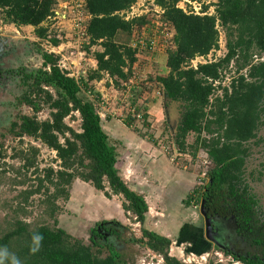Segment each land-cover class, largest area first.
<instances>
[{"label":"trees","instance_id":"16d2710c","mask_svg":"<svg viewBox=\"0 0 264 264\" xmlns=\"http://www.w3.org/2000/svg\"><path fill=\"white\" fill-rule=\"evenodd\" d=\"M136 1H84L89 17L85 25L88 46L102 48L94 54L97 68L88 70L86 79L76 82L58 67L60 57L44 50V68L34 78L33 94L25 98L34 115L19 117L12 123L11 134L21 142L26 138L40 142L56 153L58 170L47 169L39 180L41 188L48 183L54 189L52 200H68L73 183L83 181L109 200L119 198L125 214L143 227L141 237L126 236L128 229L119 222L101 221L91 230L87 243L57 227L58 208L52 205L45 211L54 222L51 226L33 228L22 220L9 225L0 236V264H134L135 244L160 256L164 264H185L172 256L170 238L144 229L149 212L145 196L121 176L117 169L120 144L109 136L95 103L82 94L83 90L91 93L92 83L105 76L117 89L133 78L139 53L128 41L136 28L146 26L147 17L126 21L121 13ZM152 1L163 11V33L165 27L173 31L166 61L169 72L156 80L162 89L165 116L173 118L175 111L178 114L171 140L182 154L187 149V137L195 135L194 146L190 147L193 156L201 151L209 162L208 182L200 195L198 189L190 195L188 204L197 196L208 216L232 217L241 231H248L256 202L242 182L248 153L245 145L257 137L264 113V0H217L204 5L200 14L191 8L188 12L179 8V0ZM211 6L215 8L213 14L208 13ZM56 7V0H0V27H33L42 43L57 47L64 36L53 33L47 25L56 17ZM219 28L226 37L225 57L194 67L195 60L207 58L218 49ZM120 35L124 37L122 42L118 41ZM230 67L239 76L230 86L222 87L223 74ZM132 107L142 114V122L129 109L126 124L156 145L145 105L137 101ZM43 110H48L49 117L41 121L38 114ZM68 118L79 122L77 130L66 121ZM4 158L0 149V160ZM26 161L25 166L31 164ZM39 193L28 192L26 200ZM203 229L191 224L181 228L178 244L186 247L187 254L201 256L210 249ZM254 242L264 254V232ZM230 255L241 264H264V256Z\"/></svg>","mask_w":264,"mask_h":264},{"label":"rangeland","instance_id":"374dc122","mask_svg":"<svg viewBox=\"0 0 264 264\" xmlns=\"http://www.w3.org/2000/svg\"><path fill=\"white\" fill-rule=\"evenodd\" d=\"M210 2L214 4L217 2V0H210L206 3L200 0L197 2L193 0H179L178 7L185 10L186 12H188L191 8L195 13V8L197 10L199 7L202 9L204 5H208ZM141 3H143L144 7L147 8L144 16L147 17L146 25L147 28H149V30L141 31L142 27H138L135 29L137 32L134 33L136 42L135 44L140 46L139 53L141 54L140 59L142 61L140 67L142 69L141 72H135V75H133V78L135 77L134 79H130L132 80L133 84H131L129 87H133L132 91L128 92V88L125 86H121V88H119L122 92H128V94L122 96L120 104L122 103L121 105H123L127 103V105H129V109L132 107V103H137L140 98L139 93L144 92L143 89H147L145 93L153 94L155 96L156 101L152 98H149L151 102H157L158 104H161L159 107H162V95L158 93L157 90L159 88L156 85V80L159 78V75H161L162 72L160 69H155V67L164 66L165 62L163 59H161L162 57H157L154 54L157 52L159 53L157 55L162 56L164 54V56H166L168 49L172 47L171 33L173 31L171 28L165 27L164 34L162 33L163 31H158V29L163 27V23L161 22V14L163 13L162 9L156 6L153 1L141 0ZM61 6H63V4H61ZM211 7L212 8L209 9L208 13L213 14L215 8L213 6ZM57 11L61 10L57 8ZM58 14V17L61 19L65 18L61 16L63 12ZM72 17L67 19V21H70V27L67 25L64 26L65 22L62 23L61 21H59L62 23L61 25L58 23L54 24L56 30H62V36H64L63 41L69 39L70 34H72ZM219 30L221 33L218 49L211 52L207 58L195 60L193 62V66L207 62H214L225 57L227 53L226 37L223 30L221 28H219ZM32 34L33 33L30 29L20 31V37L22 38L31 39ZM123 40L124 37L120 35L118 41L122 42ZM130 41H128L129 45H131ZM149 42L153 44L152 50L156 49V52L152 50H144L146 49V46L149 44ZM74 43L75 40L70 42L69 45L65 46V54L70 56V60L72 59L71 69L74 72H78L82 69L86 71L87 74V71L91 68L94 54L96 52L102 51V48L98 45L89 47V44L85 42L83 50L86 51V58L84 62H81V57L76 54V50H73L77 47V45H74ZM30 47V44H25L24 51H28L30 53L32 50ZM39 49L41 48L39 47ZM24 51L22 52L23 55ZM28 56L31 57V55ZM262 59V61H264V56ZM155 60H158V62L156 63ZM238 76L239 75L232 67H230L228 70H225L223 74L222 87L230 86V84L233 82V79H236ZM94 84L95 82L92 83L93 88L91 93H86L83 90L82 94L85 95L88 100L95 103V106L97 107L104 124L108 127L111 126L112 117L118 122L117 124L119 127L126 125L128 114L115 116L116 114L113 110H115L116 104L114 105V109H111V99L113 101V98L111 97H113V90H111V84L108 82V79L101 83V87L100 85ZM133 89L135 90L133 91ZM100 91H103L102 93H104L106 98L102 100L98 99L97 94L101 93ZM219 94H221L220 91L217 95ZM6 97L7 96L4 95L3 98L0 99V116L1 119H3V124L1 125H4L0 126V130L5 129V131L8 129L9 124L13 123L14 120H17L16 116L19 114V112L20 114H25V116L34 115L33 111L29 108L26 109L25 107L19 111L14 106V102H12L13 104L11 103L12 106L9 105L10 103H7L8 101L6 100ZM119 98H121V96L118 97V99ZM176 113V111L173 112V118L170 117L168 120H166L168 125L163 123V126L160 125L156 133L152 135L154 137L157 136L155 139H158L160 143L166 142L167 146L163 148L162 151L167 156L170 164L180 174V176H182V178L185 177L183 179H185L190 186L194 183V186L199 190L200 195L202 188L208 182L209 167L205 168L203 165L207 160L201 155V151L196 152V155L193 156L192 153L194 152V149L190 147L194 146L196 136H193L192 134L187 137V149L185 152L178 154L175 143L173 140H171L173 128L178 126V114ZM48 117V110H43L40 112V114H38V118L41 121L48 119ZM75 117L77 118L78 114H75ZM165 117L166 116L163 111L162 118H164V121ZM69 120L70 119L68 118L66 121H68L70 125L77 130L79 128V122L76 120ZM106 130L111 137V129L106 128ZM130 132L136 137L140 136L137 131L130 130ZM6 134L7 132H4L0 135V149L5 155V158L0 160V236L5 231H7L9 225H13L16 220H22L25 223L30 224L33 228L38 225H53V220L50 219L45 211L49 206L55 205L58 208L56 215L58 221L57 227L63 229L76 239H80L89 243L91 230L97 225V223L111 220H115L116 222L121 223L124 227H127L128 232L126 236L128 235L130 238L135 237L137 239L141 237V229L143 227L129 218V215L125 214L122 209V202L119 198L114 197L113 199L109 200L104 196L103 192L95 190L90 184H86L83 181L76 180L73 183V186L70 189V196L68 200H52L54 189H51V186H49L48 183L43 185L41 188L39 186V180L44 178L47 169L52 168L54 170H58L59 162L57 161L56 153L43 146L40 142L27 138L21 142L12 135L4 137ZM245 146L248 148V153L245 161L242 183L243 186H246L249 196H252L256 202V206L253 210L254 213L252 214V227L250 230L243 231V234H240L238 233L237 229L238 224L234 218H227L224 220V223L226 225L227 235L230 236L228 241L235 249V252L243 256L248 255L250 257L263 258V251L260 247L255 245L254 240L257 239L258 235L264 232V113L262 114L260 126L258 127L257 137L251 140ZM26 159L31 163L28 166H25V162H27ZM205 172L206 176L203 177L202 173ZM125 179H127V177H125ZM127 180L131 182L130 184L132 185L130 186L133 190H138L139 182L136 180L132 182L133 180L131 179ZM188 189L189 188H187L186 193L183 190H180L178 196L179 200L175 203L163 204L165 201L163 203L161 202L162 204L160 203V205L154 203L152 205L154 216H147L144 229L169 236L170 239L174 240L173 236L175 231H177V229H179L184 223L199 224L200 227H203L204 219L200 212V198L195 196V199L197 198V202L194 199L188 204V198L190 195H192L190 193L194 188L192 190ZM36 190H39L40 193L31 195L28 200H26L28 192H33ZM167 208L169 210L168 212H166ZM175 221L179 223L176 227L174 226ZM116 241L117 239L111 243ZM126 247L127 246L125 245L123 249ZM132 249V251L136 253V255H134L132 258V260H134V264H140L139 261L142 260H145L143 264H164L160 262L161 259L157 255L151 253L145 247H140L139 245L135 244ZM186 250V248H182L176 254L175 251L172 253H174V257H176L175 255L180 256L176 258L181 259L182 261L183 255L181 252L185 253ZM203 254H206L204 255L205 257H203ZM203 254H201V256L196 255V262L193 264L239 263L234 259L233 256L230 255L231 253L227 255L222 250L215 248L212 244L210 249L206 252H203ZM201 258H205L206 260L204 261Z\"/></svg>","mask_w":264,"mask_h":264},{"label":"crops","instance_id":"0c3cea01","mask_svg":"<svg viewBox=\"0 0 264 264\" xmlns=\"http://www.w3.org/2000/svg\"><path fill=\"white\" fill-rule=\"evenodd\" d=\"M56 1L58 4L56 7V11H55V12H57L56 14L61 13V11H57V8H59L60 10H62V12L64 14V15L61 14V16L65 17L64 19H61L59 17V20H61L62 23L65 22L64 26L65 25L69 26L70 21H67V19L70 18L68 15L70 13V7L66 5L67 4L66 0H56ZM82 1L84 3L85 0H82ZM61 4H63V6H61ZM124 13L125 12H122L121 16H123ZM88 18L89 17H87V14H86L85 15V25L87 24ZM130 20H133V19H130ZM130 20H126V21H130ZM61 22L50 21L47 25L50 26V30L52 32H55L56 27H54V24L58 23L61 25L62 24ZM60 25H59V27H60ZM144 27H142V28H144ZM142 28H141V30H142ZM28 29H30L33 33L31 36V39L20 37V31L21 30L24 31V30H28ZM161 29L162 28L158 29V31L162 32ZM148 30H149V28H148ZM135 32H137V30H134V32H133V36H132V39L130 41L131 42L130 47H132L133 49H137L138 53H139L140 46L135 44L136 43L135 42V34H134ZM0 35L2 37H9V36L13 35V38L18 40L19 42L23 43L24 46H25V44H30V46L33 45L34 47L39 48L41 46L44 47V45H45L44 42L42 43L41 40H39L37 37H35L33 27L16 28L14 26L2 25L0 27ZM133 38H134V42H133ZM152 45L153 44L151 42H149V44L146 46V49H144V50H147V51L150 50L151 51L153 48ZM155 50L156 49H153L152 51L156 52ZM17 52H21V51L18 50ZM99 52H101V51H99ZM157 54H159V53L156 52L154 55H156L157 57H162L161 59H163L165 63H164V66H160V67L156 66L155 69L161 70L162 73H161V75H159V77H165V76H167V74L169 72L168 68L166 66L167 55L164 56V54H163L162 56H160ZM24 55H26V54L24 53ZM140 55L141 54L139 53L138 54V61L136 62V64L133 67V74L134 75H135L136 71L141 72V69H142L140 67L141 62H142L140 59L141 58ZM93 59H94V57H93ZM93 59H92V65H91L90 69H96L97 68ZM155 62L157 63L158 60L157 61L155 60ZM106 78L108 79V82L111 84V90H113V92H112L113 97H111V98H113V101L111 99V105H112L111 109H114V105L116 104L115 105L116 111L113 110L116 114L115 116L127 115L128 110H129V105H127V103L121 105L122 103L120 104V102H121L122 96H124L125 94H128V92L132 91L133 87H129V86H131V84H133L132 80H130L129 83L124 85L125 87L128 88V92L124 91V90H123L124 92H122L121 89H117L114 86L112 80L108 76H105V78L103 80H101L100 82H95L94 85H100V87H101L102 86L101 83L105 82L107 80ZM135 83H136V81H135ZM128 84H130V85H128ZM156 85H157V87H159V89L157 90L158 93L160 95H162L161 86L157 82H156ZM107 86H110V85H107ZM134 90L135 89H133V91ZM146 90H145V92H146ZM100 92L101 93L97 94L99 99L102 100V99L106 98L104 93H102L103 91H100ZM145 92L139 93L140 98L138 100V104L143 103L146 107V112L149 115L151 123H152L151 124L152 126H150V130H149V131H151L150 135H152V134L156 133V131L158 130V127L160 125L163 126L162 125L163 123H166V124L168 123V122H166V120H168V117H165V121H164V118H162V114L164 111L163 105H162V107H159L161 104H158L157 102L156 103L151 102V100H149V98H152L156 101L155 96L153 94H148ZM120 96H121V98L118 99V97H120ZM162 99H163V96H162ZM114 119L115 118L111 117V126H109V127L106 126V127L108 129H111V138L120 144V155H121V157H120V160L117 164V169L120 172V174L122 175L123 179L126 182H128L129 184L131 182L127 179L133 180L132 182H134L135 180L137 182H139L138 183V186H139L138 191L145 196V200L149 206V212H148L149 216H154L153 215V209H152V205L154 203H156L157 205H160V203L161 202L163 203L164 201L166 203L164 202L163 204L175 203L179 200L178 196H179L180 190H183L185 193L187 192V188H189L191 190L194 188L193 189L194 191L197 190L196 187L194 186V183L191 184V186H190L189 183L185 179H183L185 177L182 178V176H180V174L170 164L167 156L162 151V149L167 146L166 142L160 143V141H158V139H155L157 137V136H155L153 138L155 141H157V143H156V145L153 143L151 144L149 141H147L148 140L147 138L144 139L141 136L136 137L135 135H133V133L130 132V130H133V128L131 126H128L126 124V125L119 127V125L117 124L118 122ZM164 131H165V129H164ZM125 177H127V179H125ZM185 184L187 185V187ZM134 190H136V189H134ZM193 190L190 194H192L194 192ZM168 211L169 210L167 208L166 212H168ZM111 221H115V220H111ZM177 224H179V223H177L175 221L174 226L176 227ZM190 224L195 225V226H200L199 224H194V223H186V224L184 223L183 225H181V227L179 229H177V231H175L174 236H173L174 240L171 239L172 244H173V251H175V254L177 252H179L181 250V248H183V247L185 248L184 245L178 244L179 243L178 238H179L181 228L186 227V226H190ZM157 234H159V233H157ZM159 235H162V234H159ZM203 235H204V232H203ZM162 236L169 238V236H166V235H162ZM175 256L180 257L178 255H175ZM179 260H181V259H179Z\"/></svg>","mask_w":264,"mask_h":264},{"label":"flooded vegetation","instance_id":"af4514ba","mask_svg":"<svg viewBox=\"0 0 264 264\" xmlns=\"http://www.w3.org/2000/svg\"><path fill=\"white\" fill-rule=\"evenodd\" d=\"M19 44L21 43L18 42L16 43V46L15 44L14 46L19 49ZM40 48L41 49L32 45L30 48L32 49L30 53L28 51H24L26 57L25 55H23L22 52H16L18 50H14L15 48L12 46L7 45L3 46V48L0 49V99H2L4 95L7 96V103H10L9 105H11V103L14 102V106L19 111H21V109L25 107L26 109H31L28 105H26L25 98L33 94L32 87L35 82L34 78L37 76V74L40 73V70H43L44 68V60L41 59H43V52L45 49L42 46ZM28 55H31V57ZM32 55L35 58H33ZM21 116H25V114H20L19 112V114L16 116V119L18 120V118ZM17 120H14V122H16ZM2 121L3 119H1L0 116V126H4L1 125L3 124ZM11 131L12 123L8 125V129L6 131L5 129L0 130V135L4 132H7L4 137H7L8 135L11 136ZM206 214L208 215V213ZM208 218L211 219L212 228H214L210 236L213 240L217 242L218 245L207 239L205 224L206 222L203 217L204 235L207 241H209L215 248L222 250L223 252L231 253L238 257L253 258L248 255L243 256L241 254H238L237 252H235V249L230 245L228 241V239H230V236L227 235L226 225L224 223V220H226V218L210 216H208ZM237 229L238 233L243 234V231H241L239 225H237ZM99 232L102 233L100 230ZM105 235L109 237L108 234Z\"/></svg>","mask_w":264,"mask_h":264},{"label":"built area","instance_id":"2783aa9c","mask_svg":"<svg viewBox=\"0 0 264 264\" xmlns=\"http://www.w3.org/2000/svg\"><path fill=\"white\" fill-rule=\"evenodd\" d=\"M148 1H152V0H148ZM67 2V6L70 7V13L68 14L69 17H72V34L70 35V38L63 41L59 46L54 47L51 44H49L48 42H45L44 45V49L46 52L54 54L56 56L60 57V60L58 62V67L65 73H67V76L74 79L76 82H81L83 78H85L86 76V71L84 70H80L78 72H74L71 69V64H72V59L70 60V56H68L67 54H65L66 45H69L70 42H72L73 40H75L74 45H77V47L75 49H73L76 54L78 56L81 57V62L85 61L86 58V54H85V50H83V46L85 44V42H87L89 44V38L87 37L86 33H85V15H86V11L84 10V3L82 0H66ZM145 8V9H144ZM147 11V8L144 7L143 3H141V0H138L136 2V4L131 7V9L127 12L124 13V18L126 20H130V19H135V18H140L143 17L145 12ZM62 12V10H61ZM57 12H55L56 17L52 18L50 21H61L59 20L58 15L56 14ZM195 13L200 14L201 13V8L199 7V9L197 10L195 8ZM66 14V13H65ZM146 31L148 30L147 25L142 28L141 31ZM62 30H56L55 34L57 35H63V32H61ZM72 40V41H70ZM77 43V44H76ZM151 49V48H150ZM83 50V51H82ZM196 67V66H194ZM126 85V84H125ZM130 112L131 114L137 119L138 122H142V114L138 113L135 107H130ZM100 114V113H99ZM101 116V115H100ZM205 168L209 167V162L205 161V163L203 164ZM203 177L206 176V172L202 173ZM184 248V247H183ZM186 248V247H185ZM182 249V248H181ZM171 252H173V247ZM181 254L183 255V263L185 264H193L194 262H196V258L197 256L194 253H189L186 254V252H181ZM173 255V253H172ZM203 254V257H205ZM174 256V255H173ZM161 261L163 263V259L158 256ZM202 260H206L205 258H201ZM239 264V263H237Z\"/></svg>","mask_w":264,"mask_h":264},{"label":"water","instance_id":"95a60500","mask_svg":"<svg viewBox=\"0 0 264 264\" xmlns=\"http://www.w3.org/2000/svg\"><path fill=\"white\" fill-rule=\"evenodd\" d=\"M19 41L14 39L13 38V35L9 36V37H2L0 35V49L3 48V46H12L14 47L15 49L14 50H20L21 52L24 51V44L21 43L19 44V49H17L15 46H16V43H18ZM15 44V46H14ZM17 52V51H16ZM201 214L202 216L204 217L205 219V224H206V237L209 241H212L214 242L215 244H217V242L215 240H213L210 236V234L213 232L214 228H212V221L211 219L208 218V215L206 214V212L204 211V202L202 203L201 205ZM218 245V244H217Z\"/></svg>","mask_w":264,"mask_h":264}]
</instances>
